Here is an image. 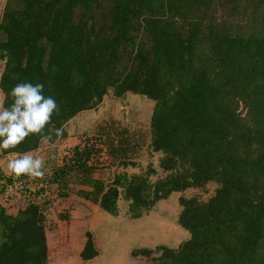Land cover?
Returning <instances> with one entry per match:
<instances>
[{
	"label": "trees",
	"instance_id": "1",
	"mask_svg": "<svg viewBox=\"0 0 264 264\" xmlns=\"http://www.w3.org/2000/svg\"><path fill=\"white\" fill-rule=\"evenodd\" d=\"M20 82L43 83L59 104L52 122L62 135L51 145L107 96L151 104L148 141L98 121L92 139L103 147L105 177L93 178L100 153L93 144L73 148L65 165L50 164L45 178L0 175V197L17 185L33 198L14 215L0 205V264H46L52 200L34 198L52 184L57 199L73 196L113 218L121 200L131 220L172 194L212 188L205 200L177 199L186 240L131 256L150 264H264V0H4L0 88L10 93ZM43 144L30 135L15 151ZM142 145L158 156L157 170L126 173L138 168ZM84 237L79 259L88 262L97 251L90 233Z\"/></svg>",
	"mask_w": 264,
	"mask_h": 264
},
{
	"label": "rangeland",
	"instance_id": "2",
	"mask_svg": "<svg viewBox=\"0 0 264 264\" xmlns=\"http://www.w3.org/2000/svg\"><path fill=\"white\" fill-rule=\"evenodd\" d=\"M4 0H0V11L3 6ZM151 104L144 101V99L126 96L121 99H113L107 96L103 101L96 106L93 110L78 115L73 121L71 120L65 127L66 129V139L60 143L46 146L42 145L40 151H37V155L43 156L45 160L44 166V178L49 176L51 172V165L54 167H60L67 164L72 153V149L77 147L78 149L89 144H93V148L99 149L100 153L97 159H93L97 163V170L93 172V178L105 177V172L107 171L106 159L103 156V147L99 143H95L92 139V130L98 121H113L118 122V124L126 128L129 132L140 133L139 139L143 138L144 143L148 141V131L147 124L150 114ZM93 127V128H92ZM144 135V137H143ZM134 139V136H131ZM94 143L96 145H94ZM143 146V145H142ZM9 157H0V175L6 176L8 174L7 159ZM53 158L52 163H49V159ZM158 156L156 154L148 155L147 149L143 146L141 150L137 152L134 156L133 161L136 163L137 167L126 168V173H140V170H144L147 165H151L157 170L156 160ZM93 163V162H92ZM93 165V164H92ZM108 172V171H107ZM118 170L112 168L110 174H118ZM158 175H160L157 172ZM97 175V176H96ZM156 177L152 176L148 180L153 182ZM0 180V184H1ZM20 187V186H19ZM74 187V186H73ZM73 189H86L77 188ZM31 191H34L29 189ZM212 188H207L205 192L189 190L182 193L172 194L165 200H159L153 204V206L140 218L131 220L128 219L127 206L126 203L119 200L117 203L118 214L117 217H109L101 212L97 207L90 204L86 205L89 208L87 214L93 215L95 218L91 219L89 222V217H86L83 222L86 223L90 231L91 241L94 242L97 247L98 256L90 261L82 262L75 261L74 259L61 260L60 258H67L64 255L66 252L60 253L59 250L47 251L46 264H150L148 258L144 257H133L131 256L132 251L139 249H149L154 250L156 247H166L169 249L176 248L187 238V233L179 228L176 224V217L179 212V207L177 206V199L182 196L184 198L195 197L199 200H205L211 192ZM54 192L55 185L48 186L47 195L43 194L37 198H34V202L41 203V199H51L50 205L45 207V221L44 226L46 230L45 244L47 241H52V233L55 232L56 226L53 224V220L60 216L58 213L64 211L65 205L64 201L57 199ZM53 196V197H51ZM25 196L22 197L20 190L17 185L11 188L6 187V191L0 197V205L4 209L6 214L14 215L18 209H22L26 205ZM74 202L80 204L82 201L80 199L74 198ZM75 208H78L76 205ZM81 209L82 205H81ZM88 222V223H87ZM92 226V227H91ZM49 232H52L48 234ZM62 234V233H61ZM80 240L85 239L84 233L82 232ZM56 240L60 242H66V234L56 237ZM56 241V242H57ZM54 245V244H53ZM153 252V251H152Z\"/></svg>",
	"mask_w": 264,
	"mask_h": 264
},
{
	"label": "clouds",
	"instance_id": "3",
	"mask_svg": "<svg viewBox=\"0 0 264 264\" xmlns=\"http://www.w3.org/2000/svg\"><path fill=\"white\" fill-rule=\"evenodd\" d=\"M9 97L11 102L6 106ZM59 111L56 99L44 95L43 83L20 82L10 93L0 88V157H9L8 174L13 179L44 177L45 160L36 154L38 150L19 152L15 149L30 135L40 136L44 144L55 143L54 137L61 136L62 129L53 125L52 117Z\"/></svg>",
	"mask_w": 264,
	"mask_h": 264
},
{
	"label": "crops",
	"instance_id": "4",
	"mask_svg": "<svg viewBox=\"0 0 264 264\" xmlns=\"http://www.w3.org/2000/svg\"><path fill=\"white\" fill-rule=\"evenodd\" d=\"M96 173L98 174V170L96 171ZM63 204L65 205L64 207L65 209H63L64 211L59 212L58 214L60 216H57V218L53 220V224H55L56 226L55 232L53 231V233L52 232L48 233V234L52 233V239H55V240L47 241L45 245H46L47 251L51 249V251L59 250L60 253H63V254L64 252H66L64 255H66L67 258L64 259L62 258L63 257L62 256L60 258L61 260H66V259L69 260L71 258V259H74L75 261L76 260L81 261L79 259V253L82 250L85 239L80 240L78 237H80L82 232L85 234L86 232H88V230L90 231L91 229L87 227L86 223L84 224L83 220L86 217H89V220H88L89 222L91 219L95 217L93 215L89 216L87 214V212H89V208L86 205L90 204L89 202L82 201V203L80 202L79 204L77 202H74V197L72 196V197H69L67 201H64ZM76 205H78V208L74 209ZM81 205H82L83 210L81 209ZM61 233L63 235L66 234L67 236L66 242H63L61 240L59 242L56 240V237L58 238L60 237V235H62ZM93 245L97 251V247L94 242H93ZM97 256H98V251H97Z\"/></svg>",
	"mask_w": 264,
	"mask_h": 264
}]
</instances>
